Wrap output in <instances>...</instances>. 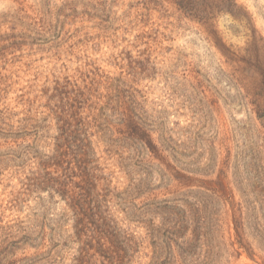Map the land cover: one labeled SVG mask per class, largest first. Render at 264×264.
I'll return each instance as SVG.
<instances>
[{
    "label": "trees",
    "instance_id": "1",
    "mask_svg": "<svg viewBox=\"0 0 264 264\" xmlns=\"http://www.w3.org/2000/svg\"><path fill=\"white\" fill-rule=\"evenodd\" d=\"M166 1L193 20L237 6L235 0ZM134 85L97 69L53 74L28 86L23 111H0V177L11 171L9 180H18L0 204V264H229L230 221L240 248L250 257L264 253V165L241 173L244 155L233 159L227 149L220 174L229 180L233 169L229 201L203 180L161 193L156 183L166 184L167 160L193 176L213 175L209 159L183 162V150L212 156L213 146L203 139L182 151L172 145ZM9 87L0 81V93ZM111 159L127 184L113 185ZM26 209L28 222L6 221V212Z\"/></svg>",
    "mask_w": 264,
    "mask_h": 264
},
{
    "label": "rangeland",
    "instance_id": "2",
    "mask_svg": "<svg viewBox=\"0 0 264 264\" xmlns=\"http://www.w3.org/2000/svg\"><path fill=\"white\" fill-rule=\"evenodd\" d=\"M235 1L231 13L193 20L166 0H0V81L10 86L0 93V111H23L20 97L28 86L53 74L97 69L122 75L134 81L139 102L172 145L182 151L203 139L213 146L212 156L183 150L188 156L183 162L211 160L213 175L193 176L167 160L172 167H162L167 178L165 185L156 183L160 192L203 180L229 201L233 169L229 180L220 174L227 149L233 159L237 152L244 155L241 173L264 165V0ZM106 163L115 172L113 185L127 184L114 159ZM11 176L10 171L0 177V204H7L18 184ZM62 208L53 207L52 213ZM30 214L8 211L6 221L28 222ZM130 228L138 236L144 232ZM225 237L233 245L229 264H264V253L250 257L240 248L231 221Z\"/></svg>",
    "mask_w": 264,
    "mask_h": 264
}]
</instances>
